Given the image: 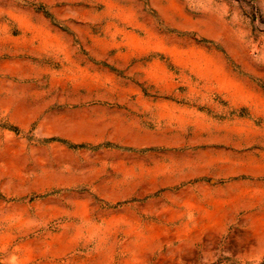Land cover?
I'll return each instance as SVG.
<instances>
[{"label":"rangeland","instance_id":"1","mask_svg":"<svg viewBox=\"0 0 264 264\" xmlns=\"http://www.w3.org/2000/svg\"><path fill=\"white\" fill-rule=\"evenodd\" d=\"M0 264H264V0H0Z\"/></svg>","mask_w":264,"mask_h":264}]
</instances>
